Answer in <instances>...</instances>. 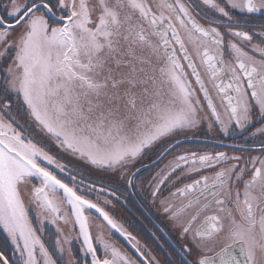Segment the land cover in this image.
Returning <instances> with one entry per match:
<instances>
[{
  "label": "snow or ice",
  "instance_id": "snow-or-ice-1",
  "mask_svg": "<svg viewBox=\"0 0 264 264\" xmlns=\"http://www.w3.org/2000/svg\"><path fill=\"white\" fill-rule=\"evenodd\" d=\"M0 264H264V0H0Z\"/></svg>",
  "mask_w": 264,
  "mask_h": 264
},
{
  "label": "flooded vegetation",
  "instance_id": "flooded-vegetation-1",
  "mask_svg": "<svg viewBox=\"0 0 264 264\" xmlns=\"http://www.w3.org/2000/svg\"><path fill=\"white\" fill-rule=\"evenodd\" d=\"M118 210L122 216L127 217L128 220H132L136 223L137 226L134 228L130 226V230L133 231V233L137 235L139 238H141L143 241L150 242V246L155 247L154 242H151V238L147 235V232L143 229V227L139 224L138 221H135V217L123 208H119ZM114 238L118 240L121 245H123L124 247H127V244L124 242V240L121 237L117 235V236H114Z\"/></svg>",
  "mask_w": 264,
  "mask_h": 264
}]
</instances>
